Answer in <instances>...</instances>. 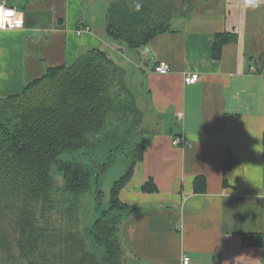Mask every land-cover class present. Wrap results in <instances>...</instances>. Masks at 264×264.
<instances>
[{
  "label": "crops",
  "instance_id": "0c3cea01",
  "mask_svg": "<svg viewBox=\"0 0 264 264\" xmlns=\"http://www.w3.org/2000/svg\"><path fill=\"white\" fill-rule=\"evenodd\" d=\"M1 2L21 8L24 22L0 31V96L91 48L127 72L145 131L143 156L119 193L134 208L118 227L123 260L179 264L186 253L189 264H264V0H222L196 12L187 5L172 31L138 49L106 36L107 4ZM219 32L236 40L213 58ZM160 60L168 73L153 71ZM186 72L198 81L185 84ZM175 137L188 145L172 144ZM243 233L261 234L260 245L242 244Z\"/></svg>",
  "mask_w": 264,
  "mask_h": 264
},
{
  "label": "trees",
  "instance_id": "16d2710c",
  "mask_svg": "<svg viewBox=\"0 0 264 264\" xmlns=\"http://www.w3.org/2000/svg\"><path fill=\"white\" fill-rule=\"evenodd\" d=\"M153 1L111 0L105 11L106 36L138 49L158 34L172 31L169 20H159ZM235 40V34L216 33L212 57L219 58L223 45ZM124 74L122 66L91 48L68 65L48 67L27 81L21 92L0 96V209L9 211L11 226L6 232L0 222V252L8 264H120L118 227L134 208L123 203L119 193L143 156L142 139L125 153L123 173L113 181L108 204L99 206V215L85 229L86 235L79 229L76 209L92 185L101 204V179L113 162V153L92 164L61 155L97 147L93 145L108 132L110 120L116 125H141L143 112ZM118 89L130 98L120 100ZM144 131L140 127L141 136ZM229 167L226 161L224 171ZM54 169L61 174L63 198L55 189ZM143 186L148 189L149 183ZM241 238L245 246L261 243L258 233H243Z\"/></svg>",
  "mask_w": 264,
  "mask_h": 264
},
{
  "label": "rangeland",
  "instance_id": "374dc122",
  "mask_svg": "<svg viewBox=\"0 0 264 264\" xmlns=\"http://www.w3.org/2000/svg\"><path fill=\"white\" fill-rule=\"evenodd\" d=\"M98 4H108L111 0H95ZM219 1L222 0H154L153 1V9L156 10L155 13H159V20H169L171 25H175V23H178L179 20L186 15V5H188L189 12L196 10H201L204 8L209 7L213 4H218ZM188 12V13H189ZM156 15V14H155ZM154 71V69H153ZM155 72V71H154ZM127 73V72H126ZM123 79H125L126 84L128 83L127 75H123ZM127 87V86H126ZM131 87V85H130ZM130 92L129 87L127 88ZM132 89V87H131ZM116 90V89H115ZM114 90V91H115ZM132 91H134L132 89ZM119 99L122 101H127V98H130L129 95H127V92L123 89H118ZM131 94V93H130ZM132 96V94H131ZM140 126H131L130 122L127 123H119V125H116L114 120H110L105 130L108 132H116L115 136H112L113 133H111L108 136V132L104 134L100 139L98 140L97 144H94L93 147L89 146L86 149H79L80 151L77 152H68L64 153L61 156L65 159L73 160V161H81V162H88L89 164H92L93 162H101L106 159L107 154H111L113 157V162L110 164V166L106 169L102 179H101V189L103 192L101 200V204L97 202V199L95 197L94 192V185L90 188V190L86 193H84L81 196L80 202L78 204V208L76 209V213L79 219V229L86 235L85 229H87L97 215H99V209L101 206L106 207L108 204V197H109V190L110 187L115 179H117L122 173L125 168V153L132 151L135 146H139V142L141 139H143V136L140 134ZM184 140V139H183ZM142 141V140H141ZM172 144H174L172 142ZM188 145V142L184 140V144L181 146ZM102 146V147H98ZM105 148V149H102ZM107 148L111 151H107ZM111 157V156H110ZM54 179H55V186L56 191L59 195L62 196V198L65 195L63 192V186L60 182V176L59 172L57 170H53ZM1 205V201H0ZM100 206V207H99ZM55 217L58 216V212ZM61 213H59L60 215ZM9 211H3L0 209V222L2 223L1 228L9 232L11 230V226L7 223ZM54 216V214H53ZM64 216V213L62 214ZM91 244L89 243V246ZM97 253V252H96ZM124 252L122 250V255L120 256V264H128L127 260H123ZM0 264H8L7 259L4 256V253L0 252Z\"/></svg>",
  "mask_w": 264,
  "mask_h": 264
},
{
  "label": "built area",
  "instance_id": "2783aa9c",
  "mask_svg": "<svg viewBox=\"0 0 264 264\" xmlns=\"http://www.w3.org/2000/svg\"><path fill=\"white\" fill-rule=\"evenodd\" d=\"M24 11L21 8L14 6H7L4 3H0V31L23 28ZM89 30V28H85ZM154 71L158 74H166L170 71V66L167 62L160 60L154 67ZM250 71H255L254 67L250 68ZM199 79L197 72H186L183 74V81L185 84H193ZM175 145H183L184 140L181 137H175L173 139ZM190 256L186 253L180 255L179 264H189Z\"/></svg>",
  "mask_w": 264,
  "mask_h": 264
},
{
  "label": "clouds",
  "instance_id": "9594fccd",
  "mask_svg": "<svg viewBox=\"0 0 264 264\" xmlns=\"http://www.w3.org/2000/svg\"><path fill=\"white\" fill-rule=\"evenodd\" d=\"M249 4H250L251 6H255L253 0H249ZM138 9H139V5H137V10H138Z\"/></svg>",
  "mask_w": 264,
  "mask_h": 264
}]
</instances>
